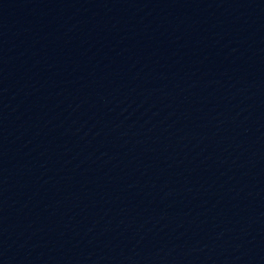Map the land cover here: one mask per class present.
<instances>
[{"label": "water", "instance_id": "water-1", "mask_svg": "<svg viewBox=\"0 0 264 264\" xmlns=\"http://www.w3.org/2000/svg\"><path fill=\"white\" fill-rule=\"evenodd\" d=\"M0 264H264V0H0Z\"/></svg>", "mask_w": 264, "mask_h": 264}]
</instances>
